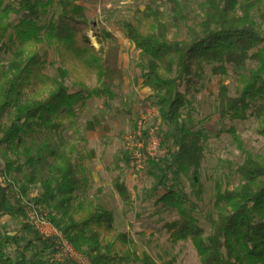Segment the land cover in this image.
Here are the masks:
<instances>
[{
    "label": "trees",
    "instance_id": "16d2710c",
    "mask_svg": "<svg viewBox=\"0 0 264 264\" xmlns=\"http://www.w3.org/2000/svg\"><path fill=\"white\" fill-rule=\"evenodd\" d=\"M161 1L168 10L157 3L135 9L122 32L140 53V78L150 87L162 121L177 129L171 135L175 165L155 189L163 190L156 205L178 212L163 230L172 248L191 242L201 264H264V157L245 152L238 185L224 189L216 184V219L208 214L213 231L206 236L197 215L200 206L192 198H202L204 135L179 125L182 113L194 114L198 98L206 94L215 104L220 132L233 136L241 150L234 123L255 119L256 132L264 139L262 1ZM253 10L259 12L262 27ZM97 23H91L78 0H0V212H7L13 201V214L26 220L12 240L0 237V264H76L52 260L55 241L27 222L29 210L48 211L91 264H158L136 252L131 233L115 229V212L90 197V154L86 142L77 139L78 121L89 101L118 98L111 82L121 74L106 57L105 44L113 35ZM52 66L55 76L49 73ZM226 76L233 79V88L224 83ZM90 77L96 79L92 89ZM70 79L77 90L67 85ZM129 115L134 129L138 114ZM68 131L74 132L72 140L66 138ZM126 159L129 163L128 153ZM190 170L192 195L168 185L169 174L179 181ZM112 184L122 201L132 205L129 187L119 178ZM35 185L42 193L33 197ZM10 245L33 257L15 262Z\"/></svg>",
    "mask_w": 264,
    "mask_h": 264
},
{
    "label": "rangeland",
    "instance_id": "374dc122",
    "mask_svg": "<svg viewBox=\"0 0 264 264\" xmlns=\"http://www.w3.org/2000/svg\"><path fill=\"white\" fill-rule=\"evenodd\" d=\"M109 1L98 0L102 4L100 11L88 14L91 23L98 22L101 28L107 29L113 35L105 44L106 57L121 71L120 76L111 82L118 98L110 103L95 99L89 101L85 114L78 121L81 133L77 139L86 142L85 147L90 154L88 168L93 179L90 197L95 203L103 204L115 212V229L131 233L136 252L150 255L158 264L166 260H173L175 264H201L191 242H183L176 248L171 247L163 225L167 221L177 219L178 212L156 205L158 194L163 193V190L156 193L155 189L167 168L175 165L172 154L160 163L149 165L141 173L135 172L126 161L125 136L133 129L129 112L134 115L137 113L136 119H139L143 109L153 105L154 97L150 87L140 78L142 68L140 53L124 37L122 25L131 20L133 10L145 9L150 3L162 5V1L115 0V3L107 8ZM261 1L264 10V0ZM162 6L164 10H168L167 6ZM253 17L257 25L262 27L258 11L253 10ZM89 35L95 47L99 48L93 33ZM49 73L52 76L57 74L55 66L49 69ZM223 81L233 86L231 77L226 76ZM87 83L92 89L96 86V79L90 77ZM67 85L74 90L78 89L72 79ZM96 117L100 119L99 122L95 120ZM184 124L190 130L202 132L204 135L200 143L204 155L200 179L202 198L198 199L196 196L192 198L200 206L197 215L201 226L205 228L206 236H209L213 231V225L207 220V216L211 214L216 219V212L212 208L216 197V184L221 183L224 189L237 186L239 183L237 169L245 158V152H255L264 157V139L256 132L255 119L234 123L233 126L242 140L241 150L233 136L220 132L222 126L219 124V116L215 115V104L206 94L198 98L194 114L191 115L188 111L182 113L179 125ZM229 127L230 124L227 129ZM160 129L163 145L169 153L174 154L177 148L171 146L173 143L171 135L176 132V127L165 124L161 119ZM73 133L68 131L66 138L72 140ZM0 163L2 164L1 159ZM191 176L192 170L188 175L181 174L180 180L175 181L174 175L169 174L168 185L175 184L179 190L192 195ZM116 178L121 179L129 187L133 196L132 205L125 204L116 192L112 184ZM0 181H3V178H0ZM30 192L33 197L40 195L41 186H32ZM13 209L14 203L9 201L7 212H0V237L6 236L10 240L20 233L22 225L26 223V220L13 214ZM20 245L24 246L25 243L21 242ZM8 251L12 253L15 262H25L34 254L24 253L16 245H10Z\"/></svg>",
    "mask_w": 264,
    "mask_h": 264
},
{
    "label": "built area",
    "instance_id": "2783aa9c",
    "mask_svg": "<svg viewBox=\"0 0 264 264\" xmlns=\"http://www.w3.org/2000/svg\"><path fill=\"white\" fill-rule=\"evenodd\" d=\"M161 114L154 105H149L141 113L137 125L125 136L126 152L131 168L143 172L149 165L160 163L169 158L161 136ZM48 211L29 210L27 222L41 235L53 238L52 260L64 263L66 260L76 264H91L90 259L78 252L65 235L50 220Z\"/></svg>",
    "mask_w": 264,
    "mask_h": 264
},
{
    "label": "crops",
    "instance_id": "0c3cea01",
    "mask_svg": "<svg viewBox=\"0 0 264 264\" xmlns=\"http://www.w3.org/2000/svg\"><path fill=\"white\" fill-rule=\"evenodd\" d=\"M79 4L84 6L87 13L90 14V13H95V12H99L100 10V7L102 6L101 2H98V0H95V1H92V0H78ZM115 3V0H110L108 3H107V8L110 7V5L114 4ZM126 4V2H124ZM104 6V5H103ZM98 24V23H97ZM96 25V23H95ZM145 110V108L143 109V111ZM130 163V162H129Z\"/></svg>",
    "mask_w": 264,
    "mask_h": 264
}]
</instances>
